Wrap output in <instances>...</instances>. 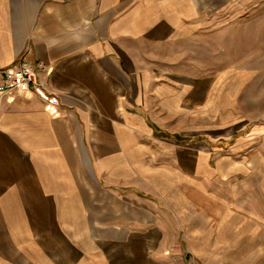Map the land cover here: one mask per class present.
<instances>
[{"label": "crops", "instance_id": "0c3cea01", "mask_svg": "<svg viewBox=\"0 0 264 264\" xmlns=\"http://www.w3.org/2000/svg\"><path fill=\"white\" fill-rule=\"evenodd\" d=\"M249 1L0 0V69L40 64L45 88L0 99V264L193 255L190 190L172 183L173 152L144 139L146 116L169 124L191 106L189 88L157 74V54L190 47L207 17Z\"/></svg>", "mask_w": 264, "mask_h": 264}, {"label": "rangeland", "instance_id": "374dc122", "mask_svg": "<svg viewBox=\"0 0 264 264\" xmlns=\"http://www.w3.org/2000/svg\"><path fill=\"white\" fill-rule=\"evenodd\" d=\"M223 11L190 47H159L157 74L189 88L191 106L169 124L146 116L144 139L160 142L157 156L173 152L172 183L190 190L191 253L203 264H264V0ZM182 171L190 179L178 180Z\"/></svg>", "mask_w": 264, "mask_h": 264}, {"label": "built area", "instance_id": "2783aa9c", "mask_svg": "<svg viewBox=\"0 0 264 264\" xmlns=\"http://www.w3.org/2000/svg\"><path fill=\"white\" fill-rule=\"evenodd\" d=\"M41 65L30 64L23 59L10 67L0 69V99L15 96L29 97L45 92L40 73ZM181 264H199L193 255H186Z\"/></svg>", "mask_w": 264, "mask_h": 264}]
</instances>
